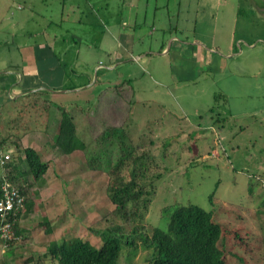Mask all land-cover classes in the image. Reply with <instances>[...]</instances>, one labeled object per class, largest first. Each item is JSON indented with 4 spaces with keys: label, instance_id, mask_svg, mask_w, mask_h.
I'll list each match as a JSON object with an SVG mask.
<instances>
[{
    "label": "rangeland",
    "instance_id": "rangeland-1",
    "mask_svg": "<svg viewBox=\"0 0 264 264\" xmlns=\"http://www.w3.org/2000/svg\"><path fill=\"white\" fill-rule=\"evenodd\" d=\"M16 1L24 6L17 9ZM62 1L0 0V41H9L14 52L11 61L18 59L11 37L41 41L61 33L60 27L69 31L78 27L84 28L80 29L85 37L82 43L93 44L88 48L82 44L79 55L86 59L78 67L79 75L92 74L90 90L49 95L50 102L69 103L64 109L78 121V147L72 153L63 154L54 146L56 121L63 109L48 105L45 94L29 100L6 97L0 108L1 135H18L23 146L35 148L47 163L38 179L26 176L33 207L28 209L26 202L21 218L24 222L28 219L22 225L28 241L13 257L21 255L23 259L31 252L38 257L49 239L77 236L100 246L99 230L125 224L117 216L115 204L153 186L151 203L141 221L148 233L154 226L165 229L177 205L196 203L224 226L217 245L227 264H264V0H229L226 25L232 32L224 30L219 10L216 22L210 25L213 31L210 28L196 35L194 27L199 31L202 24L195 13L206 8L196 7L195 0H165L171 5L179 2L170 15L172 24L180 27L177 39L161 43L160 24L153 25L155 31L149 29L152 34L148 30L149 35L134 44L137 50L126 63L119 64L114 75L106 65L109 52L117 46L109 35L100 33L96 39L86 30L96 11L104 17L102 0H98L101 8H92L84 0L76 4L74 0ZM19 15L22 18L18 19ZM143 17H149V10ZM77 19L84 25L74 23ZM257 37L261 39L255 40ZM252 41L254 46L248 45ZM213 43L228 54L209 52ZM142 50L148 53L135 59ZM107 73L116 84L103 85ZM78 79L84 82L86 76ZM118 84L122 89L115 87ZM110 125L124 126L129 139L141 146L128 155L116 173L113 168L119 147L113 143L105 148L101 136ZM0 153H9L24 173L28 171L21 167L23 153L15 154L13 147L2 146ZM16 170L0 167L2 175L11 171L21 179ZM43 219L51 227L47 234L44 225H39ZM134 241L135 246H121L119 264H147L146 249L138 237ZM6 259L21 264L17 258L12 262L10 255Z\"/></svg>",
    "mask_w": 264,
    "mask_h": 264
},
{
    "label": "trees",
    "instance_id": "trees-1",
    "mask_svg": "<svg viewBox=\"0 0 264 264\" xmlns=\"http://www.w3.org/2000/svg\"><path fill=\"white\" fill-rule=\"evenodd\" d=\"M123 81L127 82L128 79ZM115 87L122 89L121 84ZM49 93L48 90L41 89L19 95L16 99L28 98L29 100L40 95H49ZM34 100L36 103L38 102L37 99ZM46 103L55 106L57 109H63L62 117L56 121L54 146L63 154H70L78 145L76 144L75 122L72 120L69 111L65 110V106L69 103H53L50 102V99ZM3 104L0 105V108ZM123 127L110 125L105 127L106 129L101 133L105 148L110 147L113 143L119 147L115 156L114 173L118 171V166L135 148L141 147H138L139 143L134 144L132 139H129ZM1 129L0 126V146L13 147L15 154L23 153L24 157L21 162L23 165L21 167L26 166L28 169L24 173L23 169L18 167V164L16 165L10 157L4 162H0V167L10 168L11 171L17 169L16 171L21 176L19 179L11 171L5 175L0 173V197L2 196V184L5 181L17 188L23 197L22 206L9 214V220L12 221L13 230L18 240L5 242L0 237V247L3 250H0L3 256L0 257V264H13L8 262L6 257L7 255L13 256L14 249L18 248V244H21L22 241L21 229L18 226L21 211L25 208L26 202L29 203L28 209L32 210L33 207V201L28 195L29 182H26V176L31 174L34 180L38 179L46 171L47 163L42 160L35 148L23 146L18 135L8 132L6 135H1ZM82 145L84 144L81 143ZM79 148L81 147L79 146ZM153 190V186L141 188L125 200L115 204L116 214L123 223L129 226L128 231L126 225L122 223L99 230L101 231V244L98 247L91 244L87 239L77 236L67 240L59 239L62 241L53 239V241L48 242L44 253L37 258L33 253H29L28 256L23 257L21 264L30 261H33V264H45V260H50L54 264H119L121 246H135V237L140 239L142 246L147 251V264H227L217 245L224 226L213 218L210 211L203 209L196 203L188 202L177 205L170 213L165 229L154 226L148 233L146 225H143L141 221L151 203ZM41 221L43 222H40L39 225H44V233H49L50 224L45 219ZM1 223L2 217L0 216V225ZM96 231L99 233L98 230ZM125 233H127V237L124 236Z\"/></svg>",
    "mask_w": 264,
    "mask_h": 264
},
{
    "label": "crops",
    "instance_id": "crops-1",
    "mask_svg": "<svg viewBox=\"0 0 264 264\" xmlns=\"http://www.w3.org/2000/svg\"><path fill=\"white\" fill-rule=\"evenodd\" d=\"M58 1L63 2L62 0ZM74 1L75 4L78 2H82V0H79L77 2L76 0ZM84 1L88 5L91 4L89 6L92 8L100 7L98 0L92 1L91 3H89L88 0ZM105 1L106 0H102L101 5L104 17H100L99 11L98 13L96 11L97 14L95 13V17L92 18L93 20L89 24H87L88 29L86 30L87 34H89L90 36L95 34L96 39L99 38L100 33H102V35H109V37L112 38V44H115V46H117V50L111 49V52H109L110 62H108V65H106L107 71L111 72V75H114L113 73L116 72L115 69H118L121 66L119 64L126 63L130 56H133V50H137V47L134 49L136 43H138V41L144 38V36H146L147 34H152V31H150L151 28L155 31L156 28L153 27V25L157 26L158 24H160L159 28L160 30H162V35L159 41H161V43L165 42L167 39H170L171 44L174 40L177 39L175 33L179 32L180 27H178L177 24L175 26L172 24L170 15H172L174 13L173 11L177 9L179 2H176V4L173 3L171 5L165 0H160V3H158L159 0H108V2ZM228 1L229 0H195V6L200 8L201 10L206 8V11L195 13V16H198L199 19H201L200 24H202V27H200L201 30L199 31L196 29V27H194V34L196 35L197 33H203L206 30L210 31V28L212 30L213 27H210V25L211 23L216 22L219 10L222 11L223 18L220 22L223 23L224 30L232 32L231 28L227 27L226 25V23L228 22L226 14V7L228 5ZM16 2L18 3L17 9H21L24 6L22 4V7H20V3L18 1ZM254 3L257 2L254 0ZM255 5L258 6V4ZM160 7H162L161 12H159ZM223 7H225L224 10ZM238 7L235 11L237 15H239ZM147 10H149V17L145 19L143 16L145 11ZM22 16L19 15L18 19L22 18ZM31 18L32 16H30V19ZM231 18L233 19V17ZM75 21L76 22L74 23L78 24L79 27L84 25L82 19H77ZM50 22L52 23L51 20ZM194 22L196 23V21ZM145 26H148L146 28V31L144 30ZM4 28H7L5 30L9 29V22L5 23ZM80 29L84 28L77 27L69 31L60 27L61 33H54L55 35L53 34V36H50L49 39H42L41 41L25 42L19 40L18 38L11 37L10 42L12 41L16 46L15 53L18 56V59L16 61H11V59H13L12 56L14 52H12L9 48L11 46L9 41H2L3 43L0 41V47H2L0 48V61L2 62V65L0 66V105L7 101L6 99L8 98L6 97L11 98L10 100H14L19 95H24L26 93L35 92L41 89L48 90L50 92L49 95L51 94L52 96L55 95L54 92L56 91H58L59 94L61 93L65 95L67 94V92L70 91L90 90V88L92 87V74L88 75L86 73L79 75L78 72L80 70H78V67L79 65H82V62L84 63L86 59L79 55L82 44H85V47L87 46V48L89 47V45L93 44L90 43L91 41L87 42V44L82 43L85 37H83L84 32L80 33ZM41 30L43 32H46L45 29L41 28ZM241 38L243 37L238 36L239 40ZM185 39V41L188 40L187 37ZM194 39L199 43L202 42V39H200V37H193V40ZM260 39V37L255 38V40L257 41H259ZM15 41L18 43H16ZM52 42H56V44L53 45ZM51 43L53 46L51 45ZM253 44V41L251 43L248 42V45L254 46ZM149 49L150 47L147 48V51ZM162 50L166 52L165 48H162ZM211 50L212 53H215L219 50L220 54H228L227 51L222 50L219 45L215 43L210 45L209 52H211ZM86 51L92 52L91 49H86ZM71 52H74V54L72 55ZM147 53L148 52L142 50L139 53H136V56L134 57L135 59H139L140 55H144ZM119 56L120 59H118ZM98 62H100L99 59L94 62L95 65L99 64ZM95 65L92 66L91 70H93ZM85 76L86 81L84 82L78 79L83 78ZM104 78L107 79L102 80V83H104L103 85L105 87H109V85L111 86L112 83L116 84V80L113 81L112 78L109 77L108 73L106 74V76H104ZM75 80L76 83H74ZM49 95L46 94L45 97L47 96V98H51V96ZM74 107L76 109L79 108L77 105H75ZM84 117L85 114H82L81 118ZM72 118V120L75 122V127L77 129L78 121L74 120L75 118L73 116ZM27 221L28 219L24 222V218H21L20 215V218L18 220V226L21 229V233L22 231L23 233L25 232L24 226L22 225L24 223H28ZM23 233L20 236L22 239V243L18 246V248L14 249L15 255L16 253L20 252L24 244H27L24 243L28 240L25 239V241L23 239L25 237ZM49 241L50 239L47 240V242ZM47 244L48 243H46V246ZM46 246L44 247V251L46 250ZM1 251L3 250L1 249ZM44 251L42 253H44ZM31 253L36 254L35 252ZM39 253L40 252H38L37 254ZM13 256H11L12 262H15L16 258L19 260L22 258L21 255L16 256V258H14ZM30 262L33 264V261ZM49 262L50 260L44 261L45 264H48Z\"/></svg>",
    "mask_w": 264,
    "mask_h": 264
},
{
    "label": "built area",
    "instance_id": "built-area-1",
    "mask_svg": "<svg viewBox=\"0 0 264 264\" xmlns=\"http://www.w3.org/2000/svg\"><path fill=\"white\" fill-rule=\"evenodd\" d=\"M9 158V153H0V162H4ZM23 197L19 193L18 189L11 186L8 181L2 184V196L0 197V216L2 217V223L0 225V237L5 242L11 240H18L15 235L12 221L9 220V214L22 206ZM8 216V217H7Z\"/></svg>",
    "mask_w": 264,
    "mask_h": 264
}]
</instances>
